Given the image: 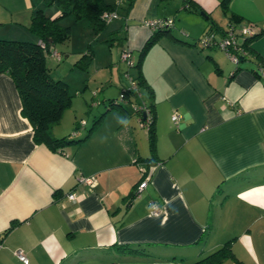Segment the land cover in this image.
<instances>
[{"label":"crops","instance_id":"1","mask_svg":"<svg viewBox=\"0 0 264 264\" xmlns=\"http://www.w3.org/2000/svg\"><path fill=\"white\" fill-rule=\"evenodd\" d=\"M193 1L205 15L183 0H133L125 20L117 18L111 31L125 24L118 45L134 62L152 34L145 19L171 17L173 25L134 67L141 95L110 106L115 97L103 91L77 144L37 143L12 77L0 74V264H192L227 241L243 264H264V0H232L227 14L220 0ZM38 8L60 14L55 2L0 0V39L35 40ZM230 13L260 31L238 64L198 43L211 25L225 29ZM151 102L156 163L127 204L152 153L133 105ZM50 130L74 139L55 124ZM91 175V185L77 181ZM153 201L159 215L150 213Z\"/></svg>","mask_w":264,"mask_h":264},{"label":"trees","instance_id":"2","mask_svg":"<svg viewBox=\"0 0 264 264\" xmlns=\"http://www.w3.org/2000/svg\"><path fill=\"white\" fill-rule=\"evenodd\" d=\"M48 3L55 2L60 7V14L51 17L43 11V9H36L31 17L29 30L34 34L35 40L26 39H0V74L9 73L12 77L21 100V113L29 120L33 127V139L37 143H43L52 150H61L62 147L69 143L77 144L80 139H67L66 136L54 137L51 135V127L57 124L64 111L72 104V96L69 92L68 83L62 79H54L46 66V53L54 48L58 43L64 42L71 35L72 29L69 25H62L60 19L67 15H72L75 19H85L89 22L92 30L95 33L102 31L107 24L106 18L103 16L105 12L116 11L118 18L125 20L126 14L133 3V0H46ZM232 0H220L219 5L221 10L227 14L229 13V5ZM184 6L194 12H202V8L193 0H183ZM229 15V23H239V18L234 14ZM165 18V17H162ZM124 23L119 26L113 33H120L124 28ZM170 27L152 29L151 36L147 39L140 50L138 59L133 62L131 66L137 67L140 70L143 55L147 49L157 41L161 35H170ZM214 31L222 33L224 29L215 28L211 25L209 28ZM260 31L256 32L249 39L245 40L243 45L248 50V55L251 54L249 42ZM116 34V44H119L124 39V34L118 38ZM42 43L44 45H42ZM121 54V53H120ZM93 53L89 51L84 56L87 59H92ZM248 55L240 58L244 59ZM239 60V61H240ZM238 61V62H239ZM238 62L236 64H238ZM259 67L264 65L259 64ZM259 71V68L258 70ZM260 73V72H259ZM135 84L140 85L144 83L141 73L136 78L132 79ZM126 89V88H125ZM125 89L122 93L125 92ZM132 93V92H130ZM129 92H125V98H129ZM134 102V100H133ZM121 101L115 98L109 100L110 106L121 105ZM139 105L138 103H134ZM147 109L146 117H143L142 110L135 109L137 117L143 121H148L147 132L149 138V147L151 155L141 161L140 165L143 170L142 178L150 174L151 166L156 163L154 161V104L153 102L143 105ZM77 122V121H76ZM79 125V121L77 122ZM81 126V125H80ZM148 174V175H147ZM143 180V179H142ZM141 182V181H140ZM136 191H132L126 203L130 204ZM231 257L235 259L236 264H243L237 260L232 252L230 242H225L221 247L212 251L201 259L194 261L192 264H219L222 260Z\"/></svg>","mask_w":264,"mask_h":264},{"label":"rangeland","instance_id":"3","mask_svg":"<svg viewBox=\"0 0 264 264\" xmlns=\"http://www.w3.org/2000/svg\"><path fill=\"white\" fill-rule=\"evenodd\" d=\"M50 12L52 13L48 14L54 15L53 11ZM116 21L119 22V19L107 22L102 31L95 33L87 20L75 19L72 15L65 16L60 23L71 26L72 32L69 38L55 46L61 53V59L57 60L46 53L45 63L50 75L54 79L66 81L72 96V104L65 110L66 116L55 127L60 134L67 132L65 135L69 133L68 137L72 135L74 140L78 139L75 136L85 130L80 126V121L88 123L86 128L92 124V115L96 112L97 101L102 97L103 91L123 102L122 92L118 93L117 85L124 83L128 87L134 82L132 74L135 66L120 59L121 46L115 40L117 33L111 31ZM89 51L93 53L92 59L84 56ZM134 59L132 57L133 62ZM139 92L141 95L140 89ZM75 120L79 121V125Z\"/></svg>","mask_w":264,"mask_h":264},{"label":"built area","instance_id":"4","mask_svg":"<svg viewBox=\"0 0 264 264\" xmlns=\"http://www.w3.org/2000/svg\"><path fill=\"white\" fill-rule=\"evenodd\" d=\"M120 2V0H117ZM103 16L106 18V20L109 22L114 18H118V13L116 11L112 12H105ZM144 24L147 26H150L152 29L157 28H164V27H171L173 25V19L171 17H158V18H147L144 21ZM264 29V27H262ZM259 31V28L254 23H248V24H240V23H229L227 27L220 33L219 31H214L211 29L205 30L202 35L198 39V43L201 47H216L221 50H223L226 54V56L231 60L233 63H237L242 56L248 55L247 48L243 45L244 41L249 39L251 36H253L256 32ZM42 45H44L42 43ZM52 56H54L57 60L61 59V53L57 50H50L49 52ZM120 59L127 62L128 65H132L133 61L131 59L130 52L123 50L120 54ZM259 72L262 76H264V67H259ZM134 81V80H132ZM137 85L135 84V81L131 83L130 86H128L125 89V92H132L135 96H139V92L137 89ZM125 92L121 93L122 101H125ZM121 101V100H120ZM134 109L142 110L143 117H146L147 109L143 105H133ZM179 118V115L177 112H173L171 115V120L173 123H177ZM139 121L141 125L148 126V121H143L139 117ZM85 122L80 121V125H83ZM143 168L140 165V171H142ZM148 176L143 178L141 182L137 185L136 193L138 194L140 190H142L148 180ZM77 181L80 183H88L89 185L93 184L94 176H79L77 178ZM75 193H69V198H75ZM161 212L160 207L156 202L150 203V213L152 215H159ZM16 255L18 258L26 263L28 261L26 255L21 251L17 250Z\"/></svg>","mask_w":264,"mask_h":264},{"label":"water","instance_id":"5","mask_svg":"<svg viewBox=\"0 0 264 264\" xmlns=\"http://www.w3.org/2000/svg\"><path fill=\"white\" fill-rule=\"evenodd\" d=\"M201 14H202V15H205L203 11L201 12Z\"/></svg>","mask_w":264,"mask_h":264}]
</instances>
